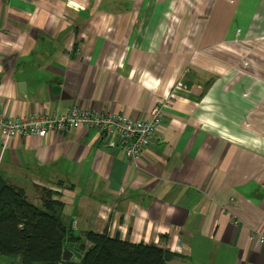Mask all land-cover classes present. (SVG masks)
<instances>
[{
	"label": "crops",
	"instance_id": "0c3cea01",
	"mask_svg": "<svg viewBox=\"0 0 264 264\" xmlns=\"http://www.w3.org/2000/svg\"><path fill=\"white\" fill-rule=\"evenodd\" d=\"M194 1L0 0L8 116L163 112L136 162L80 127L0 135V174L38 205L51 189L76 235L154 243L170 264H264V0Z\"/></svg>",
	"mask_w": 264,
	"mask_h": 264
},
{
	"label": "trees",
	"instance_id": "16d2710c",
	"mask_svg": "<svg viewBox=\"0 0 264 264\" xmlns=\"http://www.w3.org/2000/svg\"><path fill=\"white\" fill-rule=\"evenodd\" d=\"M40 201L35 204L0 174V255L18 256L21 264H170L179 256L157 244L134 243L107 232L88 231L81 237L64 221L63 203L51 189L40 190ZM68 238L82 250L92 246L84 262L62 260Z\"/></svg>",
	"mask_w": 264,
	"mask_h": 264
},
{
	"label": "built area",
	"instance_id": "2783aa9c",
	"mask_svg": "<svg viewBox=\"0 0 264 264\" xmlns=\"http://www.w3.org/2000/svg\"><path fill=\"white\" fill-rule=\"evenodd\" d=\"M162 121L161 107H156L144 119L77 105L71 106L62 115L34 112L28 116H8L0 108V135L3 138L44 137L50 132H66L84 127L115 138L116 147L124 150L130 162H136L142 156L144 148L156 143Z\"/></svg>",
	"mask_w": 264,
	"mask_h": 264
},
{
	"label": "water",
	"instance_id": "95a60500",
	"mask_svg": "<svg viewBox=\"0 0 264 264\" xmlns=\"http://www.w3.org/2000/svg\"><path fill=\"white\" fill-rule=\"evenodd\" d=\"M69 227L71 228L72 225L70 224ZM91 249L92 246H89L86 250H82L79 244L70 243L68 238L63 249L62 260L69 262L74 261L75 259H81L82 262H84Z\"/></svg>",
	"mask_w": 264,
	"mask_h": 264
},
{
	"label": "rangeland",
	"instance_id": "374dc122",
	"mask_svg": "<svg viewBox=\"0 0 264 264\" xmlns=\"http://www.w3.org/2000/svg\"><path fill=\"white\" fill-rule=\"evenodd\" d=\"M191 2H192V5H194L196 1L191 0ZM259 45L264 47V41L263 42L260 41ZM0 263L1 264H21L20 258L15 255L14 256L0 255Z\"/></svg>",
	"mask_w": 264,
	"mask_h": 264
}]
</instances>
